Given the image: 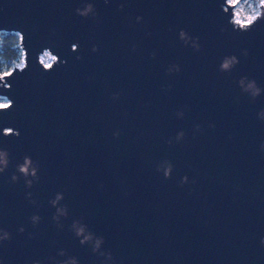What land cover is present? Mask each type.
<instances>
[{
  "label": "water",
  "instance_id": "95a60500",
  "mask_svg": "<svg viewBox=\"0 0 264 264\" xmlns=\"http://www.w3.org/2000/svg\"><path fill=\"white\" fill-rule=\"evenodd\" d=\"M87 4L95 12L78 15ZM248 24L228 0H0V34L17 32L24 57L0 75L3 264H51L61 249L103 264L73 222L104 237L112 264H264V94L239 86L247 77L264 89V4ZM233 55L239 63L222 71ZM25 156L39 165L32 187L17 172ZM166 161L171 179L156 170ZM57 193L62 228L49 203Z\"/></svg>",
  "mask_w": 264,
  "mask_h": 264
},
{
  "label": "clouds",
  "instance_id": "9594fccd",
  "mask_svg": "<svg viewBox=\"0 0 264 264\" xmlns=\"http://www.w3.org/2000/svg\"><path fill=\"white\" fill-rule=\"evenodd\" d=\"M105 3H109V0H105ZM121 9L123 8V5L120 6ZM95 12V7L92 4H87L84 9H77V14L81 16H88L91 15ZM142 18L137 17V21L139 22ZM249 24L246 25V28L251 27V24L255 21V17H249ZM180 38L185 42L186 46H191L195 50L199 51L200 46L198 44L199 38H193L189 36L186 32L183 30L180 33ZM77 45H73V50L75 51L77 49ZM94 52L99 50V46L95 45L93 46L92 49ZM135 50V46H134ZM245 56H247L248 50L245 49L244 53ZM155 56V54H153ZM78 59H81L82 57H77ZM239 63V58L237 56H230V57H225L224 60L221 62L220 68L222 71H230L236 64ZM169 72L172 71L170 68L168 70ZM175 71H180L179 65L175 66ZM239 86L241 90L248 94L249 96L252 97L253 100L259 98L262 94H264V89H261L257 82L255 80H249L247 77H242L241 80L239 81ZM170 85L168 88L170 89ZM114 99L119 98L118 93L113 94ZM4 107V106H0ZM7 107H11V105H8ZM179 117H183L184 112L180 111L177 113ZM258 119L261 121H264V109H261L258 112ZM209 127L214 128V124H210ZM195 131L196 132H202L203 128L201 125L197 124L195 125ZM17 136H19V132L17 131L16 133ZM120 133L116 132L114 133L115 137H119ZM185 136V133L183 131H180L176 135V141L179 142L183 137ZM167 143L171 145L173 142L172 140H168ZM261 151H264V142L261 143L260 145ZM10 163V154L4 150L0 149V173L4 172L8 165ZM175 165L171 161H166V167L163 168H157L156 170L160 173L163 174L165 179H171L172 174L174 171ZM17 172L22 175L25 179L26 185L28 187H32L34 183L39 182V165L37 162H34L31 158V156H25L24 157V162L22 164L17 165ZM19 176L17 174H13L11 177L12 182H18L19 181ZM193 184L196 183L195 180L191 181ZM180 186L183 187L184 185L189 183V177L187 175L183 176L182 179L179 181ZM28 197H31V193L27 194ZM63 199V194L62 193H57L56 197L52 200L49 201V203L57 208V212L53 215V220L57 221V226L58 227H63L60 221V217L67 216V207L66 206H61L59 204L60 200ZM32 204H36L35 200H31ZM31 222L33 223L34 226L38 225L41 217L39 215H33L30 217ZM74 235L77 237V239L80 241L81 245H87L91 248V251L93 254H96L102 258L103 264H112L114 257L110 251H104L103 250V245L105 244V239L103 236H97L95 233L90 232L87 229L86 225L80 224L79 222H73L71 226ZM21 233H24L26 231L25 228L21 227L19 229ZM31 238H34V234H30ZM11 240V233L7 232L6 230L0 229V245H2L5 241ZM261 245H264V237H261L260 239ZM57 257H66L65 259H58ZM49 261H51V264H79V260L77 257L74 256H68L67 252L63 249L59 250L56 256H52L47 258ZM0 264H3V260H0ZM34 264H42L40 260H37L34 262Z\"/></svg>",
  "mask_w": 264,
  "mask_h": 264
},
{
  "label": "rangeland",
  "instance_id": "374dc122",
  "mask_svg": "<svg viewBox=\"0 0 264 264\" xmlns=\"http://www.w3.org/2000/svg\"><path fill=\"white\" fill-rule=\"evenodd\" d=\"M233 4V11L237 12L236 20L240 22L249 23V17H255L261 13V6L264 4V0H228ZM234 18V16H233ZM54 56L49 52H44L42 55V60L45 64L52 63ZM24 63L23 50L20 57L16 60H13L11 64L3 58L0 52V75H4L9 72L14 65H22ZM9 100L6 96H0V104H6Z\"/></svg>",
  "mask_w": 264,
  "mask_h": 264
},
{
  "label": "trees",
  "instance_id": "16d2710c",
  "mask_svg": "<svg viewBox=\"0 0 264 264\" xmlns=\"http://www.w3.org/2000/svg\"><path fill=\"white\" fill-rule=\"evenodd\" d=\"M0 52L8 64L18 59L22 54L20 35L17 32H1Z\"/></svg>",
  "mask_w": 264,
  "mask_h": 264
},
{
  "label": "bare ground",
  "instance_id": "6f19581e",
  "mask_svg": "<svg viewBox=\"0 0 264 264\" xmlns=\"http://www.w3.org/2000/svg\"><path fill=\"white\" fill-rule=\"evenodd\" d=\"M229 2V1H228ZM230 3V2H229ZM231 4V3H230ZM232 6H233V4H231ZM233 16H234V21L237 23V24H241V25H245V24H248V22L247 23H245V22H240L239 20H236V16H237V12L234 10L233 11ZM43 55V54H42ZM42 55H41V59H42ZM43 61V60H42ZM45 63V62H44ZM46 65H49V64H47L46 63Z\"/></svg>",
  "mask_w": 264,
  "mask_h": 264
},
{
  "label": "built area",
  "instance_id": "2783aa9c",
  "mask_svg": "<svg viewBox=\"0 0 264 264\" xmlns=\"http://www.w3.org/2000/svg\"><path fill=\"white\" fill-rule=\"evenodd\" d=\"M48 66V65H47Z\"/></svg>",
  "mask_w": 264,
  "mask_h": 264
}]
</instances>
